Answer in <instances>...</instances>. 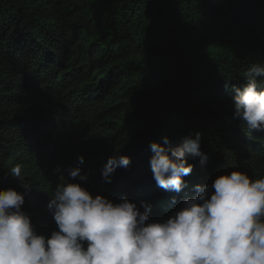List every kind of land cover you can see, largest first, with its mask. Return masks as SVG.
Segmentation results:
<instances>
[{"label":"trees","instance_id":"trees-1","mask_svg":"<svg viewBox=\"0 0 264 264\" xmlns=\"http://www.w3.org/2000/svg\"><path fill=\"white\" fill-rule=\"evenodd\" d=\"M253 63H264V0H0V189L31 185L22 208L50 234L47 204L65 181L147 201L164 221L196 184L233 169L261 178L264 132H247L232 100ZM197 135L187 186H157L150 144ZM114 154L131 164L103 183ZM81 155L86 181L68 174Z\"/></svg>","mask_w":264,"mask_h":264},{"label":"clouds","instance_id":"clouds-1","mask_svg":"<svg viewBox=\"0 0 264 264\" xmlns=\"http://www.w3.org/2000/svg\"><path fill=\"white\" fill-rule=\"evenodd\" d=\"M244 77L243 86H232L234 117L247 132H264V81L258 79L264 63H253ZM150 149L157 186L181 192L193 169L188 157L202 156L199 136L174 147L165 137ZM83 163L81 155L69 176L86 181ZM130 164V156L112 155L101 168L102 182L111 183L116 170ZM9 173L24 179L19 164ZM24 187L0 189V264H264V176L253 179L233 169L211 184H196L195 194L164 221L151 220L147 201L114 202L65 181L47 204L57 226L50 234L39 233L23 210L31 185Z\"/></svg>","mask_w":264,"mask_h":264}]
</instances>
